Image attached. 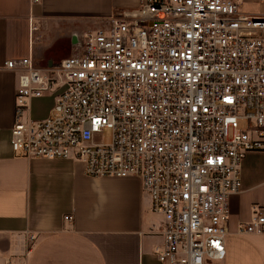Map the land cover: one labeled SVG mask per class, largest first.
Wrapping results in <instances>:
<instances>
[{
    "label": "built area",
    "instance_id": "obj_1",
    "mask_svg": "<svg viewBox=\"0 0 264 264\" xmlns=\"http://www.w3.org/2000/svg\"><path fill=\"white\" fill-rule=\"evenodd\" d=\"M241 1L139 0L107 29L76 33L56 64L4 63L18 74L12 151L82 160L89 178H137L163 218L160 264L224 261L242 161L264 153V15L241 14ZM58 89L48 118L25 117ZM236 233H264V212Z\"/></svg>",
    "mask_w": 264,
    "mask_h": 264
},
{
    "label": "crops",
    "instance_id": "obj_2",
    "mask_svg": "<svg viewBox=\"0 0 264 264\" xmlns=\"http://www.w3.org/2000/svg\"><path fill=\"white\" fill-rule=\"evenodd\" d=\"M138 6L139 0H0V264H18L27 234L36 238L24 264H160L163 218L151 212L137 178H89L82 160L28 158L10 146L18 74L4 63L31 55L38 68L56 64L74 53L76 33L107 29L113 15ZM241 14L264 15V2L242 0ZM59 91L30 100L25 117L48 118ZM38 102L48 110L37 112ZM228 208L230 234L219 264H264V233H236L255 210L264 212L263 152L245 155L241 192L229 197Z\"/></svg>",
    "mask_w": 264,
    "mask_h": 264
},
{
    "label": "rangeland",
    "instance_id": "obj_3",
    "mask_svg": "<svg viewBox=\"0 0 264 264\" xmlns=\"http://www.w3.org/2000/svg\"><path fill=\"white\" fill-rule=\"evenodd\" d=\"M65 54L68 55V53H65ZM47 106L48 105H46L43 102H38L35 105V109L37 110V112H44V111L48 110L49 107H47ZM101 136H102V141L103 142H108L109 141V138H110V132L108 130H104L102 132V135ZM256 158L257 159H260V157H256ZM52 184H53V186H55L57 188V190H60L61 189V186H60V184L58 182H54ZM32 246H33V244H31L30 246H22V252L18 255V258H17V263L18 264H24L25 263L26 257L28 255L30 249L32 248Z\"/></svg>",
    "mask_w": 264,
    "mask_h": 264
}]
</instances>
